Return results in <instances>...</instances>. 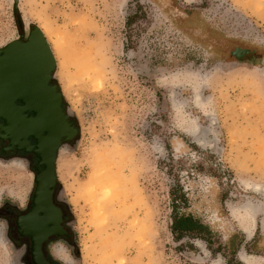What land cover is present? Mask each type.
<instances>
[{"label": "rangeland", "instance_id": "obj_1", "mask_svg": "<svg viewBox=\"0 0 264 264\" xmlns=\"http://www.w3.org/2000/svg\"><path fill=\"white\" fill-rule=\"evenodd\" d=\"M33 9L54 26L57 84L80 130L57 173L78 219L79 264H264V0H35ZM18 29L12 0H0V45ZM172 74L207 80L212 120L190 89L157 86ZM181 102L184 132L172 123ZM18 160H0V206L32 188ZM174 203L206 237L173 234Z\"/></svg>", "mask_w": 264, "mask_h": 264}, {"label": "water", "instance_id": "obj_2", "mask_svg": "<svg viewBox=\"0 0 264 264\" xmlns=\"http://www.w3.org/2000/svg\"><path fill=\"white\" fill-rule=\"evenodd\" d=\"M20 2L12 0V12L18 28L25 31L18 29L17 38L0 47V139L28 152L31 137L39 165L55 177L58 153L66 145L62 141H71L78 130L69 122L73 117L69 107H62L53 49L37 24L25 22ZM78 143L70 147L74 150Z\"/></svg>", "mask_w": 264, "mask_h": 264}, {"label": "flooded vegetation", "instance_id": "obj_3", "mask_svg": "<svg viewBox=\"0 0 264 264\" xmlns=\"http://www.w3.org/2000/svg\"><path fill=\"white\" fill-rule=\"evenodd\" d=\"M62 107L65 109L64 100ZM71 126L78 130L69 142L62 141L68 147L74 145L79 137V126L74 118H70ZM2 124V120H0ZM31 150H17L11 147L8 140L0 139V158L2 160L25 159L26 167L38 182L32 183L25 202L20 205L16 201H4L0 206V224L2 235L13 256L12 264H59L49 253V245L53 241L65 243L66 258L57 254L67 264H79L80 238L78 219L69 202L63 198V186L58 178L49 175L44 165L34 154L36 143L28 137Z\"/></svg>", "mask_w": 264, "mask_h": 264}, {"label": "clouds", "instance_id": "obj_4", "mask_svg": "<svg viewBox=\"0 0 264 264\" xmlns=\"http://www.w3.org/2000/svg\"><path fill=\"white\" fill-rule=\"evenodd\" d=\"M192 76L196 75V72L191 73ZM157 86L160 88H175V87H184L186 89H190L192 93L191 104L197 109L203 117L212 120L214 117V112L211 104L210 98L204 99L200 95V91L202 87L207 85V80L202 76L199 80H187L181 77H177L176 74H172V76H162L156 81ZM172 123L175 129H178L181 132L185 131V123L187 118L190 115L188 111V104L179 103L172 105ZM202 127L199 118L196 119V128L200 130ZM179 140V139H177ZM155 147V145L153 146ZM0 224H6L5 221H0ZM65 247V243L63 241H53L49 245V253L53 256L54 259L59 261V264H67V261L63 260L61 257L57 256V249ZM0 264H4L3 259V250H0ZM211 264H216V261H211Z\"/></svg>", "mask_w": 264, "mask_h": 264}, {"label": "bare ground", "instance_id": "obj_5", "mask_svg": "<svg viewBox=\"0 0 264 264\" xmlns=\"http://www.w3.org/2000/svg\"><path fill=\"white\" fill-rule=\"evenodd\" d=\"M20 1H21L20 2L21 14H23L22 16H23V19L25 20V22L28 23L27 15L29 13L33 12L40 20L39 22L36 21V24L41 28V30L44 32L46 37L51 36L53 31H54V28H53L54 26L51 24V22L47 18L43 17V15H42L43 13L41 11L36 12L33 9V5L35 3V0H20ZM12 40H14V39H11L10 41H12ZM3 46H5V43L0 45V47H3ZM53 48L55 51L60 52L57 42H54ZM18 161H19L18 164L24 169V167H25L24 162L22 160H18ZM66 166H67V148H66V146H63L58 153V160L56 163V168H57L56 170H57V173L60 174V176L63 174ZM28 179L31 180L30 174H28ZM121 182H122V180L120 179L118 181V184H115L116 188L115 187L114 188L116 189V191L122 190V194H123V191H124L123 189H125V187L123 189L121 188V186H120ZM124 199H125V197H124ZM127 199H129L128 196H126L125 200L127 201ZM23 202H24V199L19 198V203L21 205H23ZM0 250H3L4 264H12L13 263L12 253H11L9 246L7 245L5 239L2 235L1 229H0ZM56 254H58L64 258L67 257L63 247L58 248Z\"/></svg>", "mask_w": 264, "mask_h": 264}, {"label": "trees", "instance_id": "obj_6", "mask_svg": "<svg viewBox=\"0 0 264 264\" xmlns=\"http://www.w3.org/2000/svg\"><path fill=\"white\" fill-rule=\"evenodd\" d=\"M185 199V197H184ZM172 232L177 238L184 236L206 237L207 226L199 219L191 215L178 214L177 206L173 204Z\"/></svg>", "mask_w": 264, "mask_h": 264}]
</instances>
